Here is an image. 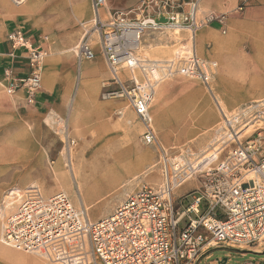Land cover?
<instances>
[{
    "label": "built area",
    "instance_id": "1",
    "mask_svg": "<svg viewBox=\"0 0 264 264\" xmlns=\"http://www.w3.org/2000/svg\"><path fill=\"white\" fill-rule=\"evenodd\" d=\"M20 6L26 0H10ZM247 3L239 0L238 9ZM105 0H92L94 19L76 46L78 57L93 59L90 36L96 33L112 80L119 85L112 96H125L137 119L146 145L158 152L160 181L143 185L126 196L114 211L90 221L64 192L44 197L36 185L13 189L0 204L3 244L60 264H198L212 248L259 251L264 247V98L220 111L206 153L194 157L189 148L173 152L160 146L151 126L149 108L157 85L176 75L199 80L210 88L217 63L198 56L192 46L202 24L225 20L207 12L197 18L199 0H142L134 17L115 11L100 18ZM164 17L165 22L159 19ZM187 29L190 45L181 44L164 60H144L137 54L144 34ZM90 32V33H89ZM8 56L22 49L28 73L9 78L6 91L23 90L32 103L40 88L46 51L28 44L19 30L6 35ZM131 75L120 81L119 71ZM140 73V78L135 72ZM64 147L74 144L64 133ZM196 179L198 187L174 197L175 191ZM227 264V257L216 260ZM239 264H258L244 260ZM261 264H264L262 262Z\"/></svg>",
    "mask_w": 264,
    "mask_h": 264
},
{
    "label": "crops",
    "instance_id": "2",
    "mask_svg": "<svg viewBox=\"0 0 264 264\" xmlns=\"http://www.w3.org/2000/svg\"><path fill=\"white\" fill-rule=\"evenodd\" d=\"M252 1L255 2V5L248 9L245 8V10H250L251 14H257L254 15L257 20L264 19V0ZM238 3L239 0H199V7L206 9L202 12L211 11L227 14L237 7ZM115 11L127 13L131 18L138 14L137 7L131 8L130 4L112 5L111 0H105V5L99 8L98 13L100 18H106L108 14ZM231 18V15L226 16V21ZM93 19L92 0H26L20 6H14L10 0H0V79H3L6 85L10 80L4 76V69L11 68L12 77L16 78L23 77L28 73V63L22 49L16 51L17 56L13 59L7 54L9 43L6 35L13 30H19L28 44L44 50L48 49L47 59L56 57L62 66L70 67L69 70H66L68 76H70V71L77 73L73 80V83L75 80L77 83L74 91H71V84L67 86L66 90L57 91L56 80L55 84H48L47 67H45L41 74L40 88L35 93L33 102L35 114L39 115L45 123H52L56 118H61L65 122L59 140L62 142L64 133H66L69 139L74 140V143L76 142V149L72 153L69 152L68 158L76 164L78 172L66 166V158H57L54 161L52 172L46 176L50 182L59 181L60 184L51 188H44V190L38 185L37 187L44 197L64 192L74 207L85 210L90 221L111 214L127 195L141 188H138L136 184L122 190V186L131 176L140 174L148 165L153 163H155V169L151 171L149 177L152 178L160 173L159 167L156 166L157 149L155 146L146 145L142 141L141 135L144 132V127L134 114L128 98L119 96L118 99L114 100L102 101L99 99L100 81L109 79L110 75L112 78V74L110 69L108 70L106 59L103 58L97 34L92 33L90 36V44L94 52L93 59L87 60L78 57L76 52L72 54L74 46H77L83 36L79 23L83 20L93 21ZM221 28L222 26L216 22L201 26L194 33L192 41V46L198 56L217 63L210 83L211 89L217 74L222 71V66L219 68L218 64L224 61L225 65L228 66L230 62V59L227 62L226 53L217 54L211 45L215 38L218 39ZM184 30V36L188 37L189 31ZM170 35L166 30L144 34L140 45L141 51L154 58L145 59L164 60L170 56L171 46L175 42L174 36ZM259 37L261 38L252 39V58H242L243 61L239 62L242 71L237 75L234 82L242 87L244 85L250 86L253 83L264 85V35L260 34ZM49 39L52 41L50 44H48ZM76 42L78 43L75 44ZM165 42H170V44ZM63 51H67V53H62ZM122 72L124 71H119V74ZM223 78H225V74ZM120 81L122 82L121 79ZM187 85L191 87V90ZM196 90L194 85L186 83V81H169L161 84L154 93L155 99L149 108L152 117L151 126L156 141L169 152L177 150L175 149L176 146L187 140L201 137L207 130V141L213 136L211 127L218 118L215 110L210 108L211 110L208 109L205 113L196 112L193 116L190 114V100H195L198 95ZM260 94L264 95V91ZM192 109L198 110L197 108ZM118 110H121V115L116 113ZM203 135L205 136V134ZM84 147L90 149L86 156L81 155ZM63 160L65 164L62 162ZM131 164H137V168H133V171L130 170ZM64 165L68 168H65ZM91 165L97 168L96 171H93L97 179L95 182L84 186L81 178L90 172L87 168ZM62 166L64 174L61 173L60 168ZM124 172L126 177L122 180V173ZM55 173L59 175H55ZM141 181L143 179L139 182L141 183ZM99 182L106 184L109 190L105 198L111 200L112 197L113 200L105 207L103 206L94 218H91L90 208L99 204L103 198H94L96 196L94 195L95 191L99 189ZM8 250L13 256H16L10 257L16 264H29V262L31 264H46L31 256L35 254L16 250L12 247ZM13 250L19 253H14ZM253 252L260 253L261 251Z\"/></svg>",
    "mask_w": 264,
    "mask_h": 264
},
{
    "label": "rangeland",
    "instance_id": "3",
    "mask_svg": "<svg viewBox=\"0 0 264 264\" xmlns=\"http://www.w3.org/2000/svg\"><path fill=\"white\" fill-rule=\"evenodd\" d=\"M111 2L112 5L130 4L131 8L134 6L137 7V12L139 14H137L138 16L145 15V12L141 13L140 11V4L142 0H111ZM238 5L236 8H233L230 13L228 12L227 14H224L225 17L231 15L232 18L229 21H226L225 18L222 24L219 23L222 28L219 30L218 39L215 38L214 41L211 42V45L213 46V49L216 51L217 54L226 53L227 62H229L230 59L228 66L225 65L224 61L221 64H218L219 68L222 66V71L220 74H217L213 82L214 84H212V89L208 88L200 81L192 79L189 80L187 79L188 77H183L180 75L164 79L157 85L155 89L156 93V90L161 84L169 81H186V83L194 85L197 89L196 91L198 92V95L196 96L195 100H190V114L193 116L196 112L205 113L208 111V109L215 110V112H217L218 114V118L211 127L213 130L220 122L221 118L219 117V114L221 110H223L224 112H233L238 107L246 105L252 101L264 98V95L260 94L262 93V91H264L263 84L253 83L250 86L244 85L242 87L240 84H236L234 82V80H236L237 75H239L242 71V66L239 62L243 61L242 58L249 59L253 56L251 50L252 39H260L261 37H259V35H264V19L260 18V20H257V18H255L254 16L257 14H251L250 10H245V8L248 9L252 5H255V2L252 0H247V3L242 7V9H238ZM200 8L201 7H199V11L197 13L198 19H202V16L207 13V11L202 12V10L206 9ZM137 15H135L134 17H138ZM91 24L92 21L89 20H83L79 23V26L82 29V35H84V32L86 30L90 29ZM208 24L211 23L202 24L201 26H205ZM184 29L166 30L168 35L171 34L170 36H174L175 41L174 45L171 46L170 56L166 57V59L171 58L181 44H191V41H189V36H184ZM51 42V39H49L48 44H50ZM77 43L78 42H76L75 44ZM165 43L170 44V42ZM47 50L48 49H45L46 55L42 60L41 74L44 72L45 67H47L46 78L48 84H55L54 82L56 80V86L58 85L57 91L66 90L67 86L71 84V91H74L77 83L76 80L73 83V80L74 77L77 76V73L70 71V76H68L66 70H69L70 67L62 66L61 63L58 61V58L56 57H51L47 59L49 55V52ZM75 52L76 50H72V54H74ZM62 53H67V51H63ZM144 54L145 53H142L140 47L138 52L140 58L144 60L154 59L153 57H149L148 55ZM109 69L110 68L108 65V70ZM224 74L225 78H223ZM130 75L131 74L128 71L124 70V72L119 74V77L123 83H126L125 81L130 77ZM135 76L140 78V73L136 71ZM67 78L69 79V82ZM100 82V100L107 101L118 99L119 96L110 95L111 92H116L119 89V85L112 80L111 75L109 79H104ZM188 87L185 88L188 89ZM34 107V102L29 103L26 100V96L23 91L16 90L13 93H8L6 91L5 81L3 79H0V204L1 201L6 198V195L9 193V191L13 189L22 190V188L26 186L38 185L44 190V188H51L53 186L59 185V181L50 182L46 174L52 172V168L54 167V161L57 158H66V166L67 164L69 165V152L72 153L76 149V142L73 145H70L69 147H64V144L59 140V136H61L60 132L62 128H64L63 126H65V122L62 121L63 119L56 118L52 123L47 124L43 120H41V117L39 115L35 114L36 110ZM192 108H197L198 110L194 111ZM116 113L118 115H121V110H118ZM207 133L208 130L203 133L205 134V136L202 134L201 137H195L190 140H187L176 146L177 148L175 149L187 147L190 150V154H192L194 157H199L206 153V150H208L209 144L211 143V139L207 141ZM89 152L90 149L84 147L82 149L81 155L86 156ZM70 160L72 163V159ZM62 162L63 164H65L64 160ZM72 164H74L72 166H74L75 171V169L77 168L75 166L76 164ZM66 166L65 168H68ZM156 166H158L157 162ZM91 167L87 168L88 170H90V172H88V174L86 175H83L81 178L82 185L84 186L89 183H93L94 180L97 178L94 174L95 172H93L97 170L96 166L92 168ZM133 168H137V164H131L130 170L133 171ZM60 169L61 173L64 174L63 166ZM154 169L155 163L148 165L147 168L140 174L131 176L130 179H128L122 186V190L133 187L136 184L138 185V188H140L142 184L149 186L158 185L160 181L159 174L153 176L152 178L149 177L151 171ZM122 174L123 180L126 177V173L124 172ZM55 175L59 174L55 173ZM141 178L143 179V181H141L140 183L139 181L142 180ZM198 185L199 183L196 179H191L190 182L175 191L174 197L181 196L187 191L191 192L195 188H197ZM98 188V190L94 193V195H96L94 198H103L99 204L95 206L93 205V207L90 208L91 210L89 211V213L91 218H94L103 206L105 207L106 204L113 200L112 197L111 200H109V198H105L107 193L109 192L106 184L99 182ZM1 247L10 249L9 246L3 244L0 240V248ZM8 249L7 252H3V248L0 249V264H16L13 262L14 260L10 258H14L16 256H13V254H11ZM257 249L261 252L256 253L252 250L246 251L245 249L239 250L235 248L226 247L212 248L211 250H209V252H207L206 255H204L200 259L198 264H218L216 261L217 259H223L226 257L227 264H239L242 261L248 259H254L258 264H261L262 262H264V247ZM13 252L19 253L14 250ZM31 256H34L36 259H39L46 264H60L52 262L39 255ZM18 258L20 259V257ZM29 264H31V262H29Z\"/></svg>",
    "mask_w": 264,
    "mask_h": 264
},
{
    "label": "bare ground",
    "instance_id": "4",
    "mask_svg": "<svg viewBox=\"0 0 264 264\" xmlns=\"http://www.w3.org/2000/svg\"><path fill=\"white\" fill-rule=\"evenodd\" d=\"M189 45H190V44H189ZM139 49H140V46H139ZM73 50H76V47H74ZM138 51H139V50H138ZM137 54H138V52H137ZM138 56H139V55H138ZM151 121H152V117H151ZM72 163H74V162H72ZM72 163H71V160H70V158H69V165L67 164V166H68V167L70 166L71 170H72V169L74 170V166H72V165H74V164H72ZM75 166H76V165H75ZM90 167H91V166H90ZM91 168H92V167H91ZM91 168H90V169H91ZM94 170H95V169H94ZM75 172H78V169H77V168L75 169ZM78 176H79V174H78ZM96 179H97V178H96ZM96 179H95V180L93 179L94 182L96 181ZM2 251H3V252H7V249H3Z\"/></svg>",
    "mask_w": 264,
    "mask_h": 264
},
{
    "label": "water",
    "instance_id": "5",
    "mask_svg": "<svg viewBox=\"0 0 264 264\" xmlns=\"http://www.w3.org/2000/svg\"><path fill=\"white\" fill-rule=\"evenodd\" d=\"M159 21H160V22H165L166 19H165L164 17H161V18L159 19ZM223 261H225V258H223Z\"/></svg>",
    "mask_w": 264,
    "mask_h": 264
}]
</instances>
